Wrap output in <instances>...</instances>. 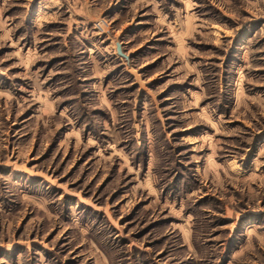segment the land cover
<instances>
[{"label": "rangeland", "instance_id": "obj_1", "mask_svg": "<svg viewBox=\"0 0 264 264\" xmlns=\"http://www.w3.org/2000/svg\"><path fill=\"white\" fill-rule=\"evenodd\" d=\"M0 264H264V0H0Z\"/></svg>", "mask_w": 264, "mask_h": 264}, {"label": "water", "instance_id": "obj_2", "mask_svg": "<svg viewBox=\"0 0 264 264\" xmlns=\"http://www.w3.org/2000/svg\"><path fill=\"white\" fill-rule=\"evenodd\" d=\"M117 52L120 53V48L118 44H117Z\"/></svg>", "mask_w": 264, "mask_h": 264}]
</instances>
